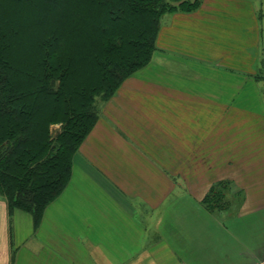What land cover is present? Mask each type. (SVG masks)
Returning <instances> with one entry per match:
<instances>
[{"label": "crops", "instance_id": "obj_1", "mask_svg": "<svg viewBox=\"0 0 264 264\" xmlns=\"http://www.w3.org/2000/svg\"><path fill=\"white\" fill-rule=\"evenodd\" d=\"M201 1L184 38L161 16L37 226L0 195V264H264V0Z\"/></svg>", "mask_w": 264, "mask_h": 264}, {"label": "trees", "instance_id": "obj_2", "mask_svg": "<svg viewBox=\"0 0 264 264\" xmlns=\"http://www.w3.org/2000/svg\"><path fill=\"white\" fill-rule=\"evenodd\" d=\"M199 1L0 0V195L9 211L37 226L98 118L95 99L149 62L162 15Z\"/></svg>", "mask_w": 264, "mask_h": 264}, {"label": "rangeland", "instance_id": "obj_3", "mask_svg": "<svg viewBox=\"0 0 264 264\" xmlns=\"http://www.w3.org/2000/svg\"><path fill=\"white\" fill-rule=\"evenodd\" d=\"M202 3V1L200 0L199 1V6H200V4ZM176 12H178V13H181V12H179V11H173V12H171V13H169V12H167V13H165L164 15H162V17L163 16H165L166 15V19H167V26H166V28H167V30H166V32L168 33H166L167 35H169V36H171V37H175V35L177 34V36L178 37H183L184 38V34L186 33V30H185V33L184 32H182V30L180 31L179 30V24H178V22H175L174 21V19L172 18V15L173 14H175ZM182 13H187V12H182ZM186 29L187 28H190V26H186L185 27ZM176 29H178V30H176ZM158 31H159V28H158ZM158 31H157V33H158ZM188 31H190V33H191V37H190V39L191 38H194L195 37V33H194V31H192V30H188ZM189 33V32H188ZM188 36V35H187ZM196 37H197V35H196ZM156 38H157V35H156ZM156 38H155V40H156ZM197 39V38H196ZM178 40H181V39H178ZM186 40V39H185ZM187 40H189V39H187ZM171 41H173V40H171ZM167 43H169V42H167ZM173 44H174V42H173ZM155 46H154V51H153V54H154V52H155V50H156V44H154ZM163 46H165L166 48H168L169 50H171V51H173L174 50V48H177V49H179V48H184V47H174V45L172 46V45H163ZM153 54L151 55V58H152V56H153ZM151 58H150V60H149V62L151 61ZM149 62L146 64V65H148L149 64ZM146 65H144V67L146 66ZM252 76V78H254L255 80H257L258 82H263V83H261L262 84V86H264V75H262L260 72H256L254 75H251ZM251 78V79H252ZM248 82H250V79L248 80ZM117 91V90H116ZM116 91H115V93H116ZM115 93L113 94V95H111L109 98H107V99H101V97H97V99H95V103H94V109L96 110V112L98 113V114H100L101 113V111H103V108L108 104V102L110 101V99L115 95ZM247 96H249V95H247ZM248 101H251V99H249ZM59 125H53L52 127H51V130H52V132L54 133L59 127H58ZM75 154V153H74ZM73 159V158H72ZM40 222V221H39ZM257 238V237H256ZM258 238H260V240H261V250H259L260 251V255L262 256V257H264V231L260 234V237H258ZM259 241V240H258ZM79 246H80V248L81 247H84L83 246V243H81V242H79Z\"/></svg>", "mask_w": 264, "mask_h": 264}]
</instances>
